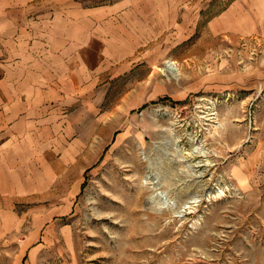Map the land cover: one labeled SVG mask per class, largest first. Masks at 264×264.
Returning a JSON list of instances; mask_svg holds the SVG:
<instances>
[{
    "label": "rangeland",
    "instance_id": "1",
    "mask_svg": "<svg viewBox=\"0 0 264 264\" xmlns=\"http://www.w3.org/2000/svg\"><path fill=\"white\" fill-rule=\"evenodd\" d=\"M66 1L13 11L22 34L74 5L97 23L79 24L84 70L44 106L42 145L14 153L25 175L0 194V264H264V0H179L163 25L97 8L126 0ZM231 6L256 30L213 34Z\"/></svg>",
    "mask_w": 264,
    "mask_h": 264
},
{
    "label": "crops",
    "instance_id": "2",
    "mask_svg": "<svg viewBox=\"0 0 264 264\" xmlns=\"http://www.w3.org/2000/svg\"><path fill=\"white\" fill-rule=\"evenodd\" d=\"M33 1L35 0H0V26L4 22L13 26L10 29L7 28L6 33H3L0 28V194L9 195L21 191L17 189L18 184H21L18 178L21 180L20 176L23 178L25 173L23 170L15 171L14 153L28 152L31 137H36L37 141L34 144L42 145L44 134L47 132L43 129L47 123L44 106L51 101L59 105L65 101L68 93L64 81L67 78L68 68L72 71L69 78L72 76L75 78L77 73L80 75L84 70L82 45L78 41L83 40L84 35L88 36L84 39H89L93 34L91 27H88L87 32L84 33L83 28L85 27L81 28L79 24L83 20L93 26L97 23L94 18H92L94 21L89 19V16H95L93 11L96 10L78 9L79 6L74 5L70 16L60 11L55 17H43L41 21L45 27L42 31L38 29L37 33L31 34L32 31L35 32V29L28 28L31 32L22 34L21 26L14 27L19 21L15 20L16 16L13 11L28 7V4ZM178 3L179 0H126L124 4L97 8L102 10L100 15L105 16L114 9L129 4V8L145 10L140 14L141 17L151 18L155 24L163 25L172 22L174 12L179 7ZM66 6L67 1L63 0L62 5L58 4V9L67 8ZM83 14L88 16L87 19H82ZM249 18V14L245 15L238 11V6H231L227 11L212 19L209 28L213 34L227 31L249 33L256 30ZM33 24L39 23L33 20L30 25ZM22 29L26 31V28ZM23 37L32 43H26L25 51L28 56H24V60L21 58L23 62H26L19 63L22 62L21 60L15 63L13 59L16 60L19 55L14 56L11 54L12 51L8 50L11 46H16L17 42L22 47L24 43L20 40H23ZM4 51L10 53L9 57L14 58H10L9 62H4ZM15 65L20 67L17 68ZM11 72L13 75L15 73L19 76L25 73L27 75L17 80L18 75H14L15 78L7 77V74ZM79 75L77 77L80 78ZM39 150L42 151L41 148ZM22 160L21 163L26 162L25 158ZM23 181L26 182L24 179ZM37 184L40 182L38 181Z\"/></svg>",
    "mask_w": 264,
    "mask_h": 264
},
{
    "label": "bare ground",
    "instance_id": "3",
    "mask_svg": "<svg viewBox=\"0 0 264 264\" xmlns=\"http://www.w3.org/2000/svg\"><path fill=\"white\" fill-rule=\"evenodd\" d=\"M163 70H164V71H165V70L173 71L174 68H173V66H172L171 63H166V64H165V68H164Z\"/></svg>",
    "mask_w": 264,
    "mask_h": 264
}]
</instances>
